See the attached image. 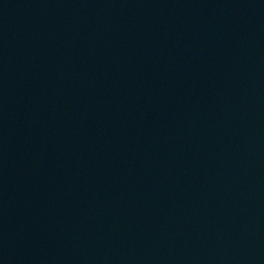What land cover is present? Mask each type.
<instances>
[{
  "label": "water",
  "instance_id": "obj_1",
  "mask_svg": "<svg viewBox=\"0 0 264 264\" xmlns=\"http://www.w3.org/2000/svg\"><path fill=\"white\" fill-rule=\"evenodd\" d=\"M134 264H264V0H120Z\"/></svg>",
  "mask_w": 264,
  "mask_h": 264
}]
</instances>
